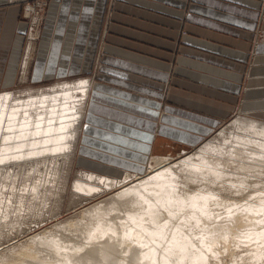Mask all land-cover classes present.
Returning <instances> with one entry per match:
<instances>
[{"label": "crops", "instance_id": "obj_1", "mask_svg": "<svg viewBox=\"0 0 264 264\" xmlns=\"http://www.w3.org/2000/svg\"><path fill=\"white\" fill-rule=\"evenodd\" d=\"M6 3L10 0H0V5ZM107 3L52 1L32 80L95 72L92 79L80 77L90 80L92 89L81 123L78 162L104 176L105 170H116L113 178L128 173L140 177L151 157H173L170 151L176 148L198 147L235 108L244 63L258 33L264 32V0H117L114 20L150 26L159 36L112 23L111 42L97 76L100 65L93 64L89 52L97 39L89 41V34ZM19 12L16 5L0 8V90H8L18 79L22 34L27 30L18 20ZM183 23L187 34L174 73L169 50L176 49L171 39L179 38ZM120 31L134 38H123ZM253 57L243 108L264 119V39L258 38Z\"/></svg>", "mask_w": 264, "mask_h": 264}, {"label": "bare ground", "instance_id": "obj_2", "mask_svg": "<svg viewBox=\"0 0 264 264\" xmlns=\"http://www.w3.org/2000/svg\"><path fill=\"white\" fill-rule=\"evenodd\" d=\"M33 9L30 5L27 13L32 14ZM90 87L86 79L75 86L65 85L27 98H15L10 92L0 94V142L6 145L2 146L0 161L66 153L71 144L68 137L74 135L68 129L83 117L85 106L79 104L82 100L86 103ZM253 120L244 123L236 119L232 126L239 128V133L225 137L223 130L225 143L208 144L198 158L187 156L174 163L166 158L153 163L146 175H126L119 182L101 177L105 188L121 189L82 210L81 223H93L94 228L81 235L61 223L51 231L36 233L29 237L31 246L19 251L10 264H209L211 254L219 253L215 248L231 241L250 245L254 241L252 244L262 249L264 194L255 196V205L251 200L241 204L234 199L231 203L209 190H185L187 186H181L180 179L186 175L195 182L193 179L207 175L215 182L227 168L264 169V121ZM44 134L46 139L42 140ZM39 135L40 141L35 138ZM75 185L88 193L98 190L89 182ZM213 205H225L224 217L216 215L218 208H211ZM182 232L187 235H180ZM44 248L50 252H43ZM258 254L261 257V251Z\"/></svg>", "mask_w": 264, "mask_h": 264}, {"label": "rangeland", "instance_id": "obj_3", "mask_svg": "<svg viewBox=\"0 0 264 264\" xmlns=\"http://www.w3.org/2000/svg\"><path fill=\"white\" fill-rule=\"evenodd\" d=\"M52 1L53 0H10V3L0 5V8H7L13 5L20 6L18 20L20 23H25L27 26L26 32L22 34L24 39L21 53L18 57V79H16L15 84L11 88H8V90H0V94L4 92H10L15 98H27L30 95L50 93V91L56 89L58 90L65 85L75 86L82 80H86L85 77L80 78L82 76H89L90 79L96 76L95 72H91L75 74L61 79H50L44 82H34L32 80L35 61L40 54L44 41L46 40V22L47 17L49 16ZM115 1L117 2V0H107L108 7L103 11V16L101 17L100 22L97 23L93 21L91 24L89 41L91 38H94L96 36L97 45H95L93 49L94 40H92L89 52L93 53V55L91 54L92 59L94 60L93 64L98 66L100 65L96 68L99 71L97 73V76H99L101 72L102 56L104 53H106L107 46L111 42L109 40V35L113 34L114 31L110 27V25L112 23L121 22L114 20L113 17V13L116 11ZM30 5L35 9H33L34 11L32 12V14L27 13ZM186 11L188 12V9ZM122 13H124L128 17L133 16L132 18L134 20L150 21L149 18L142 15L137 16L129 12ZM38 21L39 23L37 24ZM97 21H99V19H97ZM120 24L126 25V27H129L133 30H138L142 33L159 36L157 32L151 30V27L147 25L140 26L133 23ZM93 27H96V30L94 35L92 36ZM120 32L121 37L126 38L127 40L134 38L133 35L128 31ZM186 34L187 31L185 29V23H183V26L179 31V38L171 39V41L176 42L177 44L175 50H169L172 54H174L172 62L174 73L176 72L175 68L178 66V58L180 55H182V41ZM258 38L259 40H263L264 32L261 31L260 33H258L257 37L253 41V51H251L252 54L249 60L244 63V80L242 81V90L240 94H238V97L240 98H238V101L234 104L235 108L225 119L221 120L220 124L212 132L211 135L206 136V139L202 140V142L198 144V147L195 146L196 148L191 147L190 149L186 150L182 148H176L175 150H173L174 152L170 151V153H174L173 157L166 155H160L156 158L151 157L147 164L145 175L149 171L151 172L154 164L164 161L166 158H170L172 160L171 163H174L175 161L180 159H184V157L186 158L187 156L191 157L192 155H194L195 158H198L197 156H200V152L202 150L204 151V147L208 144L218 145L221 142L225 143V141L223 140V136L221 135V132L223 130L224 132H226L225 137H230L231 133H239L240 129L232 126L233 122L236 121V119L245 121L244 123H246V120H264L259 118V116L257 117L253 114H247L246 112L249 111L243 108L244 92L248 85L250 69L254 62L253 53ZM141 42H143L142 39ZM152 44L154 45V47H156L157 45L156 42H153ZM160 48L162 49V47ZM169 63H171V61H169ZM174 73H171L172 76H175ZM88 81L89 83H91L90 80ZM91 89L92 87H90L86 102L88 101ZM14 97L11 98L13 99ZM79 106L84 107L85 102L83 104L82 100V103H80ZM84 110H86V106ZM83 117H79L78 123L74 127L68 129V131L74 132V135L72 137H68V141L71 144L68 146L69 149L66 153H63L61 155H36L35 158L29 159L27 161L23 159L5 162L0 161V264H10L11 261L17 259V253L19 251L29 248L31 246L29 244L30 236L43 231H51V229H55L61 223L68 224V229L80 231V234L83 235L86 232V229H90L92 227L94 228V225L93 223H89L88 226H85L81 223L84 215L82 213V210L93 204H96L101 200L109 198L121 189V186L105 188V185L100 182L101 177H104V179L114 180L115 182H117L118 180L119 182L121 179L113 178L116 175L115 172L117 173L118 171L113 170L110 172L109 170H105L104 173H107V176H109L107 177L104 176L106 174L102 175V173H98L99 171L95 168H91L87 164L85 165L84 163L81 164L78 162L79 156L77 155V153L80 147L79 135ZM41 136L39 135L38 137H35L37 138L36 140H41L42 138V140H44V137L46 139V134H44V136L40 138ZM3 142V140L0 142V156L2 155L3 149L5 148L2 146H6ZM231 168H227L228 173L226 172V170L223 171L220 175L221 178H216L215 182H212L213 180L210 179V177H207V175L204 177L201 176L199 178L193 179L195 182L190 180V178H187L186 175H181L180 179L181 181L183 180L181 186H187V189L185 190L191 189L193 187V191L195 188L198 193L200 190H209L214 192L217 197H219L220 195V197L222 198L223 196L227 201L230 202L235 199V202L237 200L238 203L240 202L241 204H245L246 202L251 200L255 205V203L258 202H256L258 198H256L255 196H263L264 194V190L262 189L264 188V169L259 170L249 167L245 168L246 170H237V168ZM88 175H93V177L90 178ZM127 175L132 174L128 173ZM76 182H89L90 184L98 188V190L89 193L78 190L75 187ZM205 184H207V187H205ZM191 194L194 193L191 192ZM213 207L215 209L218 208V206L216 205H213L211 208ZM223 207H225V205ZM223 207H219L216 210V215L219 214L221 215V217H224V215L226 214V209ZM235 232L236 231L234 230L233 233ZM183 234L184 236L187 235L183 232L180 235ZM197 238L198 240H202L201 236H197ZM237 239L243 240L239 238ZM81 243L83 244L85 243V241H81ZM252 243H254V241L251 242V245L250 243L246 244L243 242L238 244L235 240V242L231 241V243H228V245L221 244L218 246L219 248H215L216 250L219 249V253L217 251L215 253H212L217 255L212 256L211 254L208 263L264 264V244L262 246V250L261 248L256 247L254 245L255 243ZM72 244L76 243L73 242ZM10 248H14V250H12V252H6ZM252 250L255 251L253 252ZM256 250L259 251L256 252ZM42 251L47 253L50 252L46 248H44ZM260 251L261 257H258L260 254H258V252ZM41 258L51 259L49 257L45 258L44 256H41Z\"/></svg>", "mask_w": 264, "mask_h": 264}]
</instances>
